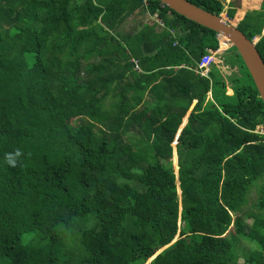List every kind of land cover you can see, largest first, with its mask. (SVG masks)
<instances>
[{
    "label": "trees",
    "instance_id": "obj_1",
    "mask_svg": "<svg viewBox=\"0 0 264 264\" xmlns=\"http://www.w3.org/2000/svg\"><path fill=\"white\" fill-rule=\"evenodd\" d=\"M218 46L159 0H0V264H264V103L234 47L194 71Z\"/></svg>",
    "mask_w": 264,
    "mask_h": 264
},
{
    "label": "water",
    "instance_id": "obj_2",
    "mask_svg": "<svg viewBox=\"0 0 264 264\" xmlns=\"http://www.w3.org/2000/svg\"><path fill=\"white\" fill-rule=\"evenodd\" d=\"M159 1H161L164 5H166L175 13L180 14L204 27L213 30L216 33L219 44L220 37H222L224 38V40H226L225 42L229 47H234L250 74L253 84L258 92L259 98L264 103V63L261 59L258 50L256 49V42L253 39H248L236 27L237 21L233 23L235 19L227 18L225 16H222L221 14L216 15L205 11L202 8L192 4L188 0ZM183 126L184 124L181 127L179 126L172 142V148L176 147L177 136ZM172 168L175 173V171L179 169V166L177 163L175 165V163L173 162ZM178 192L180 193L179 189H177V193Z\"/></svg>",
    "mask_w": 264,
    "mask_h": 264
},
{
    "label": "rangeland",
    "instance_id": "obj_3",
    "mask_svg": "<svg viewBox=\"0 0 264 264\" xmlns=\"http://www.w3.org/2000/svg\"><path fill=\"white\" fill-rule=\"evenodd\" d=\"M235 1V4H234V6L235 7H237L238 9L237 10H239V9H242V11H247V10H252V9H256V8H258V6H259V2H260V0H234ZM221 15H223L224 16V13H221ZM131 17L132 16H130L127 20L129 21V19H131ZM137 16L136 17H134V19L133 20H135V21H137ZM143 18V19H142ZM147 18V15H145V16H141V18H139L138 20H141L142 22H145V21H147L148 20V18ZM149 21H150V19H149ZM126 22H124V24H125ZM230 47L228 46V45H226V46H224V48H221V46H220V44H219V46H218V49H217V54H216V58H214V65L216 66L215 68L217 69V70H219L220 69V71H221V74L224 76V77H226V75L229 73V66H228V64L226 63L227 61H226V58L229 56V54H230V49H229ZM204 60V59H203ZM202 60V61H203ZM227 92H228V94H230L231 93V90H228L227 89ZM193 104V103H192ZM192 104H191V106L189 107V109H188V111L186 112V114H185V116L183 117V119H182V122H181V124L179 125L180 127L183 125V124H185V120L187 119V116L189 115V112L191 111V108H192ZM173 151H175L176 152V148H172V153H171V157H170V162H171V164L173 163ZM177 155V154H176ZM176 163H177V159H176ZM175 185H176V190L177 189H179L180 190V183H179V181L177 182V180H176V182H175ZM181 191V190H180ZM255 196V195H254ZM253 197V196H252ZM252 202V201H251ZM179 211V210H178ZM180 213V212H179ZM177 222H178V225H181V222H180V218H179V216H178V219H177ZM180 236V228L179 229H177V233H176V235H175V238H174V240L175 239H177L178 237ZM238 246H239V248H238V252H239V254H240V259H242L243 257H242V255L244 254V252H248V251H250L251 249H253L254 248V246H252L249 242H247L246 240H244V239H239V242H238Z\"/></svg>",
    "mask_w": 264,
    "mask_h": 264
},
{
    "label": "built area",
    "instance_id": "obj_4",
    "mask_svg": "<svg viewBox=\"0 0 264 264\" xmlns=\"http://www.w3.org/2000/svg\"><path fill=\"white\" fill-rule=\"evenodd\" d=\"M141 1H142L143 5L146 7V5L148 3V0H141ZM148 17H149L150 21L154 22L158 26H160V27L164 26V23H163L162 19L158 16L157 12H155L153 14H149ZM170 32L173 33L174 31L170 30ZM262 35H264V26L262 28V31H261L260 35H257L255 37H253V40L255 42H257V40ZM216 54H217L216 50H209L205 54L204 60L203 59H202L203 61L201 60V62L196 66V68H194V71L196 73H198L199 75H201V76L207 77V73H208V71L210 69V66L215 63L214 62V58H216L215 57ZM133 62H134V69H136L137 71H140V68H139L138 64L136 63V61H133ZM253 132L261 135L262 137H264V124L257 125L256 128L253 130Z\"/></svg>",
    "mask_w": 264,
    "mask_h": 264
},
{
    "label": "crops",
    "instance_id": "obj_5",
    "mask_svg": "<svg viewBox=\"0 0 264 264\" xmlns=\"http://www.w3.org/2000/svg\"><path fill=\"white\" fill-rule=\"evenodd\" d=\"M229 1H230V0H224V3H225V4H228ZM224 7H226V5H225ZM170 15H171V14H170ZM147 18H148L147 21H149V17H148V15H147ZM147 18H146V19H147ZM133 19H134V17L132 16L131 19H129V21L127 20L126 23L123 24V27H124V28H128V27H130V26L133 24V22H135ZM147 21H145V22H147ZM150 22H152V21H150ZM153 23H154V22H153ZM156 29L160 30L161 27L157 25V26H156ZM174 32H176V31L174 30ZM174 32H173V33H174ZM216 52H217V49H216ZM214 66H215V65H214ZM215 67H216V66H215ZM175 68H176V66H174V69H175ZM190 68H191V67H190ZM218 72L221 74L220 69L218 70ZM221 75H222V74H221ZM227 89H228V88H227ZM228 90H230V89H228ZM227 94H228V93H227ZM231 94H232V92H231L230 94H228V95H231ZM208 97H209V99H212L211 96H210V94H208ZM194 102H195V101H194ZM194 102H193V103H194ZM186 120H187V119H186ZM186 120H185V121H186Z\"/></svg>",
    "mask_w": 264,
    "mask_h": 264
},
{
    "label": "clouds",
    "instance_id": "obj_6",
    "mask_svg": "<svg viewBox=\"0 0 264 264\" xmlns=\"http://www.w3.org/2000/svg\"><path fill=\"white\" fill-rule=\"evenodd\" d=\"M264 26V25H263Z\"/></svg>",
    "mask_w": 264,
    "mask_h": 264
}]
</instances>
